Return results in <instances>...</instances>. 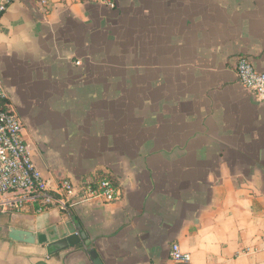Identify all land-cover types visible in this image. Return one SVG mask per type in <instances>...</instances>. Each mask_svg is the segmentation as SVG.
Wrapping results in <instances>:
<instances>
[{"label":"crops","instance_id":"0c3cea01","mask_svg":"<svg viewBox=\"0 0 264 264\" xmlns=\"http://www.w3.org/2000/svg\"><path fill=\"white\" fill-rule=\"evenodd\" d=\"M115 1L15 0L1 18L0 79L36 164L121 197L1 215L0 264H170L173 243L192 264H264V102L235 69L264 70V0ZM79 226L60 251L8 235Z\"/></svg>","mask_w":264,"mask_h":264},{"label":"built area","instance_id":"2783aa9c","mask_svg":"<svg viewBox=\"0 0 264 264\" xmlns=\"http://www.w3.org/2000/svg\"><path fill=\"white\" fill-rule=\"evenodd\" d=\"M15 0H0V21ZM50 8L55 2L66 4L81 0H36ZM115 8V0H90ZM240 84L264 102V70L258 69L247 56H239L235 65ZM121 197L120 188L108 178L82 184L70 178L53 183L46 177L33 158L31 144L25 134V124L17 112L10 94L0 79V216L18 213L29 206L38 211L51 207L64 213L80 203L112 202ZM170 264H192L191 255L179 243H173Z\"/></svg>","mask_w":264,"mask_h":264},{"label":"water","instance_id":"95a60500","mask_svg":"<svg viewBox=\"0 0 264 264\" xmlns=\"http://www.w3.org/2000/svg\"><path fill=\"white\" fill-rule=\"evenodd\" d=\"M81 233H71L66 236H59L58 232H47V233H37L32 229H22L17 227H11L9 229V238L16 242L26 243V244H46L52 248H55L56 251L68 249L70 246H75L80 243L81 239H86V234L82 232L81 227L79 226ZM96 258V262L101 264L100 260L97 258V254H93Z\"/></svg>","mask_w":264,"mask_h":264},{"label":"rangeland","instance_id":"374dc122","mask_svg":"<svg viewBox=\"0 0 264 264\" xmlns=\"http://www.w3.org/2000/svg\"><path fill=\"white\" fill-rule=\"evenodd\" d=\"M182 25H186L185 23H181ZM179 25H180V23H179ZM194 25L196 26V27H199L200 26V28H201V26H202V23H194ZM181 27V26H180ZM179 29H182V28H179ZM201 30H203V29H201ZM179 43L180 42H182L183 41V38H182V36H181V33H180V30H179ZM115 44L117 43L116 42V40H115V42H114ZM118 43H120V42H118ZM119 45V44H118ZM120 47V46H119ZM115 48H116V46H115ZM121 48V47H120ZM98 57H99V60L103 57V55H101V53H99V55H98ZM120 57V59H118ZM121 57H124V56H115L114 57V59H113V61L114 62H120V63H122V62H124V60H122L121 59ZM127 58V57H126ZM134 73H136V72H134ZM134 73H132L133 75H134ZM118 76H120V75H118ZM132 76V75H131ZM134 76H136V75H134ZM29 122H30V120H29ZM30 125H31V127H32V129H33V127H34V125H33V123H29ZM30 133V132H29ZM31 133H30V137H31ZM33 136V135H32ZM56 153H58V152H56ZM69 153V152H68Z\"/></svg>","mask_w":264,"mask_h":264},{"label":"trees","instance_id":"16d2710c","mask_svg":"<svg viewBox=\"0 0 264 264\" xmlns=\"http://www.w3.org/2000/svg\"><path fill=\"white\" fill-rule=\"evenodd\" d=\"M104 177H105V176L102 175V176L100 177V179H98V180H101V179H103ZM107 178H109V177H107Z\"/></svg>","mask_w":264,"mask_h":264}]
</instances>
